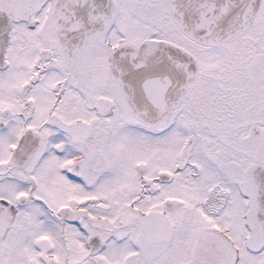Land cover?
<instances>
[{"label":"snow or ice","instance_id":"snow-or-ice-1","mask_svg":"<svg viewBox=\"0 0 264 264\" xmlns=\"http://www.w3.org/2000/svg\"><path fill=\"white\" fill-rule=\"evenodd\" d=\"M0 264H264V0H0Z\"/></svg>","mask_w":264,"mask_h":264}]
</instances>
